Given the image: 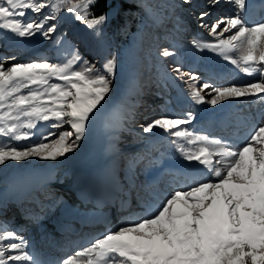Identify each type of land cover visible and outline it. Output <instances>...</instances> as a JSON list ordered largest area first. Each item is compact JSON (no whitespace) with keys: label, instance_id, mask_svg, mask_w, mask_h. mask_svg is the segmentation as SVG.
<instances>
[{"label":"snow or ice","instance_id":"6c2138e0","mask_svg":"<svg viewBox=\"0 0 264 264\" xmlns=\"http://www.w3.org/2000/svg\"><path fill=\"white\" fill-rule=\"evenodd\" d=\"M221 2L232 6V12L210 25L202 24L210 29L213 40L194 39L192 48L221 57L247 77L259 78L227 86L207 82L198 86L196 75L179 67L172 72L179 80L189 77L184 82L196 105L215 108L229 100L264 103V15L250 18L256 7L252 0H211L213 5ZM96 3L0 0V34L20 39L39 36L60 47L67 41L64 36L54 38L55 21L66 7L76 21L99 36L108 16L92 12ZM208 15L202 12L200 18ZM160 55L175 57L176 52L165 48ZM15 59L0 56V171L10 162L56 161L77 151L108 103L118 68L116 54L106 59L101 70L75 50L56 62L13 63ZM194 119L191 113L160 116L142 126L144 133L156 135L162 130L174 138L171 143L181 161L187 162L180 164V174L191 181L172 192L154 212L107 230L55 261L41 260L18 230L0 222V264H264V119L239 146L185 127ZM40 122H51L47 125L51 129L68 125L70 130L37 135ZM204 170L210 176L201 178Z\"/></svg>","mask_w":264,"mask_h":264},{"label":"rangeland","instance_id":"374dc122","mask_svg":"<svg viewBox=\"0 0 264 264\" xmlns=\"http://www.w3.org/2000/svg\"><path fill=\"white\" fill-rule=\"evenodd\" d=\"M256 1L252 0V3ZM180 3L175 17L179 24L184 25V29L177 35H172L171 38L176 43L174 46H165L176 52L167 70L173 76L166 74L163 84L157 88L151 86V90H157L159 95L153 94L154 91L147 92L148 95L141 99L149 100H145L147 101L145 106L139 107L141 102L137 97L133 70L122 61L118 62L108 103L93 120L86 138L81 141L77 151L66 154L56 161L31 159L18 164L10 162L7 169L0 171V207L2 203L14 205L13 197L15 198L19 189L23 190V186L29 185L30 188L33 185V188L28 189L31 192H27L22 199V202L25 201L24 212L26 209L30 220L26 230L18 231L30 243L31 250L35 253L39 248L48 247V242H51L48 240V234L60 227L61 230H65L53 235L54 239L56 243L59 241L61 248L68 250L63 257L65 254H72L107 230L116 229L154 212L172 192L191 183L180 174L183 171L180 164L187 162L181 161L179 153L171 143L174 138L167 137L162 130H157L156 135L144 133L142 126L146 122L160 116L184 117L191 113L195 119L191 125L185 127L199 134H207L210 138H221L239 146L246 142L254 127L264 119V103L229 100L213 108L206 103L196 105L190 99L188 84L184 82L189 77L186 75L184 80L177 79L176 74L172 72L173 67H179L183 73L196 75L198 79L194 83L198 86L205 82L213 86L241 84L259 77L258 75L247 77L221 57L192 48L194 39L213 40L210 29L201 25H210L229 15L232 6L224 2L213 5L211 0H192L190 4H184L183 0H180ZM261 6L262 4H259L253 9L259 17L264 15ZM112 9L113 7L106 10L108 17ZM202 12H208L209 15L201 19ZM59 19L65 22L60 26L63 31L67 29L76 33L73 42L79 44L80 54L99 68L96 61H99L100 57L96 54L89 57L83 46V44L87 46L86 38H89L90 34L93 35L94 31L76 21L72 13L62 10ZM61 33L60 31L59 35ZM70 51L72 50L68 44L57 47L54 41H44L39 36L20 39L11 34H0V56H15L13 63L45 59L52 62L62 61ZM140 59L139 56L137 60ZM157 61L154 63H158ZM103 64L99 69H103ZM130 103H136L134 107L131 106V110L134 109L132 113L136 115L125 110ZM120 113L131 115L134 120L130 122L127 119L126 124L119 122ZM49 123L51 122H40L37 135L48 131L58 133L70 130L68 125H64L62 129L48 128ZM120 124L122 130L118 128ZM210 127H213L214 131L208 134ZM23 143L26 142H21ZM115 147L120 150L119 154L121 153L119 164L112 162ZM196 167L202 168L198 165ZM65 168L68 169V174H62ZM204 176L210 174L204 170L201 178ZM75 207L79 212L76 218L82 220L81 222L75 220L55 224L66 209ZM5 218L1 215L0 222H6L12 228L18 227V221L12 224ZM75 227L81 230L73 234L72 229ZM42 240L44 245L40 246ZM50 251L52 252V248L44 252L43 258H39L45 261L50 258L53 261L58 254L54 252L56 250L52 253Z\"/></svg>","mask_w":264,"mask_h":264},{"label":"trees","instance_id":"16d2710c","mask_svg":"<svg viewBox=\"0 0 264 264\" xmlns=\"http://www.w3.org/2000/svg\"><path fill=\"white\" fill-rule=\"evenodd\" d=\"M180 5V0H97V3L92 7V12L96 16L105 13L107 9L112 7L113 9L107 23L102 26V33L99 36L95 33L90 34V37L86 38L87 46L83 44L87 50L86 55L90 57L96 54L100 57L99 61H96L99 68L113 54L118 56V62L122 61L131 67L132 76L137 86V97L142 103L139 107L145 106L149 100L143 101L141 98L144 99V97L141 96V93L147 96L150 91H154L151 90V86L157 88L163 84L166 74H169L168 66L173 62L174 57L164 58L160 53L165 49V46H174L176 43L171 38L172 35H177L184 29V25L179 24V20L175 17V12ZM62 10L67 12L66 7ZM55 23L58 24L59 30L54 34V38L64 36L66 44L70 45L71 50L81 53L79 44L73 42L77 36L76 33L67 29L63 31L60 26L65 22L60 19ZM60 31L61 35H59ZM139 56L141 59L137 60ZM155 60H158V63H154ZM169 76L173 75L170 73ZM155 93L159 95L157 90L153 94ZM135 104L130 103V106L125 110L132 113L134 109L131 110V108ZM132 114L136 115V113ZM118 119L124 124L127 119L130 122L134 120L133 116L122 113L119 114ZM118 128H121V124ZM113 151L112 162L119 164L121 161V159L119 160V157L121 158L120 150L115 147ZM65 169L62 174H68V169ZM122 193L125 192L122 191Z\"/></svg>","mask_w":264,"mask_h":264},{"label":"bare ground","instance_id":"6f19581e","mask_svg":"<svg viewBox=\"0 0 264 264\" xmlns=\"http://www.w3.org/2000/svg\"><path fill=\"white\" fill-rule=\"evenodd\" d=\"M260 0H257L255 3H254V5L255 6H257V5H259V4H262V5H264V1L263 0H261L262 2H259ZM253 12L254 13H252L251 12V14H250V18L252 19V20H257V19H259L260 17L255 13V11L253 10ZM258 16V17H257ZM257 17V18H256ZM6 53V52H5ZM213 131H214V129H213V127L211 128H209V130L207 131V133L208 134H210V133H213ZM165 170H163V172H164ZM88 184V183H87ZM33 186V185H32ZM31 186V187H32ZM31 187L29 188V185L28 186H23V190H21V189H19V191H18V193L16 194V196H15V198L13 197V203H14V205H10V204H8V203H2L1 205V211H0V216L2 215V216H4V218H5V220H8V221H10L12 224H14L16 221H18V227L17 228H14V229H16V230H26V227H27V223H29L28 221L30 220V217H29V215L27 214V212H26V209H25V212H24V202H22L23 200V198L25 197L24 195H27L28 193L27 192H29V190L31 189ZM93 187H94V185H93ZM33 188V187H32ZM86 188V187H85ZM29 189V190H28ZM28 190V191H27ZM95 189H93V191H94ZM31 192V191H30ZM29 192V193H30ZM92 193H94V192H92ZM92 193H89V195L90 194H92ZM82 195V194H81ZM83 196H85V195H83ZM26 199V198H25ZM83 199H85V198H83ZM22 205V206H21ZM82 208V207H81ZM3 209V210H2ZM80 210V209H79ZM70 212L71 213H73V214H76L77 213V215L79 216V212L77 211V207H75V208H72L71 210H70ZM2 218V217H1ZM63 218V214H62V216H60V218H58L57 219V221H55L56 223L55 224H58V223H60V222H62V221H64V219H62ZM75 220H78V218H76ZM75 220H72V221H75ZM78 221H80V220H78ZM82 221V220H81ZM80 221V222H81ZM54 224V223H53ZM82 225L84 226L85 225V223H82ZM81 225V226H82ZM55 227V226H54ZM62 230H65V229H62ZM61 229H60V227H58V230H56V231H52L51 232V234H48V240L49 241H51V242H48V247L47 246H44L43 247V249H41V248H39L38 249V252L36 253V255L38 256V257H41V258H43V254H44V252L46 251V250H50V248H52V252L54 251V250H56V251H54L56 254H58V257H56V259H54L53 261H55V260H59V259H62L63 258V254L64 253H66V251H68L67 249H64V248H61L60 246H61V244H59V241L56 243V241H55V239H54V236L53 235H58V231H62ZM76 230H77V232H76ZM79 230V228L78 227H75L74 229H72V231H74V233L73 234H75V233H79L80 232V230ZM56 232H57V234H56ZM65 232V231H64ZM23 234H26V232L24 233L23 232ZM50 235V236H49ZM42 245H44V240H42L41 241V244H40V246H42ZM31 248H32V246H31ZM31 250V249H30ZM45 250V251H44ZM70 250V249H69ZM51 252V251H50ZM51 252V253H52ZM70 252V251H69ZM66 255V254H65ZM46 261H52L50 258L49 259H46Z\"/></svg>","mask_w":264,"mask_h":264}]
</instances>
